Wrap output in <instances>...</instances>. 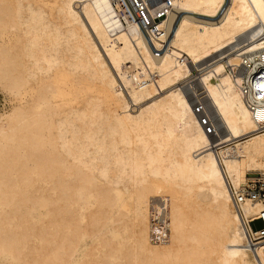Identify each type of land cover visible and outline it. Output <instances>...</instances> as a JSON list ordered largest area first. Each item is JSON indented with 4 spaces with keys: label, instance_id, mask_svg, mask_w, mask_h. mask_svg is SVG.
I'll return each mask as SVG.
<instances>
[{
    "label": "bare ground",
    "instance_id": "1",
    "mask_svg": "<svg viewBox=\"0 0 264 264\" xmlns=\"http://www.w3.org/2000/svg\"><path fill=\"white\" fill-rule=\"evenodd\" d=\"M122 1L0 0V260L264 264V0Z\"/></svg>",
    "mask_w": 264,
    "mask_h": 264
},
{
    "label": "built area",
    "instance_id": "2",
    "mask_svg": "<svg viewBox=\"0 0 264 264\" xmlns=\"http://www.w3.org/2000/svg\"><path fill=\"white\" fill-rule=\"evenodd\" d=\"M116 1V2H115ZM113 0V5L116 9V13L118 16L122 19V21H125V19L131 20L133 22H136L139 24V26L147 33V26L145 25V22H143L142 15L136 12V10L132 7L130 10L129 4L127 2H123L122 0ZM229 3V0H226L225 5L222 7L220 14L225 8L227 7ZM218 17V18H217ZM214 18V21H217L220 16H217ZM159 19H154V24L150 26V30H153L156 28V25H158ZM157 32L158 30H154ZM247 78V77H246ZM256 80H264V70L260 69V73L255 77ZM246 83V82H245ZM244 91L245 94L248 96V93H250V87L248 86V83L246 85L244 84ZM254 92L257 95H262L264 93V85L263 86H254ZM253 108V107H252ZM198 109V108H197ZM203 124H207V121L205 118H202ZM207 131L212 132V128L210 126H207ZM250 186L246 184V186L243 187L241 191H235L230 188L232 198L234 199L236 208L240 214L241 208L239 203L244 202L246 200L255 201V200H261L264 201V181L256 179L254 181H249ZM256 220L261 221L262 226L259 229H256L254 232V236L250 233V230L248 229L249 223L254 222ZM244 228L247 232V247L255 249V247L259 244L261 239H264V211L261 212L257 217L250 219L246 223H244Z\"/></svg>",
    "mask_w": 264,
    "mask_h": 264
},
{
    "label": "rangeland",
    "instance_id": "3",
    "mask_svg": "<svg viewBox=\"0 0 264 264\" xmlns=\"http://www.w3.org/2000/svg\"><path fill=\"white\" fill-rule=\"evenodd\" d=\"M13 104H14V100H13L12 96L2 86H0V121H1V116L6 111H8ZM196 106H197L196 108H199L198 105H196ZM199 109H197V110L199 111ZM200 112H201V110H200ZM200 114L202 115V113H200ZM207 125H209V123H207L204 126L207 128ZM209 133L211 134V132H209ZM30 215H32L33 218L35 217L34 219H36L37 221H39L42 218L47 217L48 216V203L45 200H41L39 202V204L34 209H32L30 211ZM250 226L253 230L259 229L262 226V223H261V221L256 220L254 222H251ZM11 263H12L11 257H9V255H7V256L4 255L1 257L0 264H11Z\"/></svg>",
    "mask_w": 264,
    "mask_h": 264
}]
</instances>
